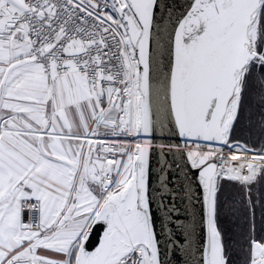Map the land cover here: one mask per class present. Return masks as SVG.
<instances>
[{
    "label": "snow or ice",
    "instance_id": "snow-or-ice-1",
    "mask_svg": "<svg viewBox=\"0 0 264 264\" xmlns=\"http://www.w3.org/2000/svg\"><path fill=\"white\" fill-rule=\"evenodd\" d=\"M0 264H264V0H0Z\"/></svg>",
    "mask_w": 264,
    "mask_h": 264
}]
</instances>
